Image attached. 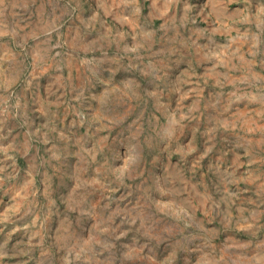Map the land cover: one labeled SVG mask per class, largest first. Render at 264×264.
Instances as JSON below:
<instances>
[{
    "label": "rangeland",
    "instance_id": "rangeland-1",
    "mask_svg": "<svg viewBox=\"0 0 264 264\" xmlns=\"http://www.w3.org/2000/svg\"><path fill=\"white\" fill-rule=\"evenodd\" d=\"M215 1L0 0V264H264L259 30Z\"/></svg>",
    "mask_w": 264,
    "mask_h": 264
},
{
    "label": "crops",
    "instance_id": "crops-1",
    "mask_svg": "<svg viewBox=\"0 0 264 264\" xmlns=\"http://www.w3.org/2000/svg\"><path fill=\"white\" fill-rule=\"evenodd\" d=\"M190 12L189 18L191 21L197 23L216 22L225 25L230 23L246 24L248 22H254L259 32L250 34L249 37H255L257 43L247 50L253 48V54L260 55L262 57L261 61L264 64V0H217L205 5H190ZM220 29L221 33H218L220 35L217 36L219 38H225L224 34L226 35L227 33L222 27ZM215 34H217V31ZM247 50L244 52L247 53Z\"/></svg>",
    "mask_w": 264,
    "mask_h": 264
}]
</instances>
